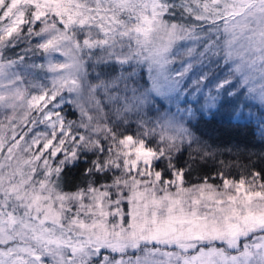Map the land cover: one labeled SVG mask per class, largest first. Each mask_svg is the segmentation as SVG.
Masks as SVG:
<instances>
[{"label":"snow or ice","instance_id":"snow-or-ice-1","mask_svg":"<svg viewBox=\"0 0 264 264\" xmlns=\"http://www.w3.org/2000/svg\"><path fill=\"white\" fill-rule=\"evenodd\" d=\"M0 264H264V0H0Z\"/></svg>","mask_w":264,"mask_h":264},{"label":"trees","instance_id":"trees-1","mask_svg":"<svg viewBox=\"0 0 264 264\" xmlns=\"http://www.w3.org/2000/svg\"><path fill=\"white\" fill-rule=\"evenodd\" d=\"M202 128L211 135L220 136L224 140H232L235 142L250 139L253 135L255 124L253 123L247 128L236 127L234 124L228 123L226 115H218L215 119L203 124Z\"/></svg>","mask_w":264,"mask_h":264},{"label":"rangeland","instance_id":"rangeland-1","mask_svg":"<svg viewBox=\"0 0 264 264\" xmlns=\"http://www.w3.org/2000/svg\"><path fill=\"white\" fill-rule=\"evenodd\" d=\"M255 111V110H254Z\"/></svg>","mask_w":264,"mask_h":264}]
</instances>
